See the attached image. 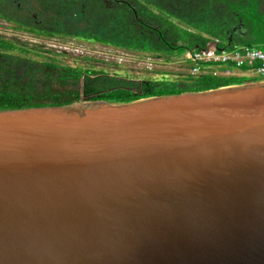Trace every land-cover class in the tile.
<instances>
[{
  "label": "water",
  "instance_id": "95a60500",
  "mask_svg": "<svg viewBox=\"0 0 264 264\" xmlns=\"http://www.w3.org/2000/svg\"><path fill=\"white\" fill-rule=\"evenodd\" d=\"M0 264H264V80L1 109Z\"/></svg>",
  "mask_w": 264,
  "mask_h": 264
},
{
  "label": "trees",
  "instance_id": "16d2710c",
  "mask_svg": "<svg viewBox=\"0 0 264 264\" xmlns=\"http://www.w3.org/2000/svg\"><path fill=\"white\" fill-rule=\"evenodd\" d=\"M0 18L36 36L79 38L168 58L195 48L264 49V0H0ZM24 51L10 56L17 67L0 71V110L84 100L129 102L264 79L211 73L180 80L135 78Z\"/></svg>",
  "mask_w": 264,
  "mask_h": 264
},
{
  "label": "rangeland",
  "instance_id": "374dc122",
  "mask_svg": "<svg viewBox=\"0 0 264 264\" xmlns=\"http://www.w3.org/2000/svg\"><path fill=\"white\" fill-rule=\"evenodd\" d=\"M0 34L39 53L42 60L56 59L59 64L106 69L144 79L180 80L191 74L192 62L185 54L168 58L117 48L79 38L36 36L21 31L0 19Z\"/></svg>",
  "mask_w": 264,
  "mask_h": 264
},
{
  "label": "built area",
  "instance_id": "2783aa9c",
  "mask_svg": "<svg viewBox=\"0 0 264 264\" xmlns=\"http://www.w3.org/2000/svg\"><path fill=\"white\" fill-rule=\"evenodd\" d=\"M193 63L191 74L238 75L264 78V49L251 46H236L233 50L195 48L185 53ZM232 65L233 68L228 67ZM221 66L226 68L221 69ZM246 67L244 70L243 68ZM264 80V79H263Z\"/></svg>",
  "mask_w": 264,
  "mask_h": 264
},
{
  "label": "flooded vegetation",
  "instance_id": "af4514ba",
  "mask_svg": "<svg viewBox=\"0 0 264 264\" xmlns=\"http://www.w3.org/2000/svg\"><path fill=\"white\" fill-rule=\"evenodd\" d=\"M0 19L4 20L9 25H12L11 22L6 21L5 19L2 18ZM24 49L28 50V48L24 47L23 45H20L14 42L12 39H9L8 37H5L0 34V71L3 66H7V65L14 68L17 67L16 64H13V59L10 56L15 54L22 56L26 55L27 52L24 51Z\"/></svg>",
  "mask_w": 264,
  "mask_h": 264
}]
</instances>
